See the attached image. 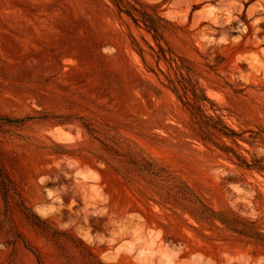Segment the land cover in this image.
<instances>
[{
	"label": "rangeland",
	"instance_id": "obj_1",
	"mask_svg": "<svg viewBox=\"0 0 264 264\" xmlns=\"http://www.w3.org/2000/svg\"><path fill=\"white\" fill-rule=\"evenodd\" d=\"M141 1L242 135L216 143L264 163V0ZM141 35L111 0H0V264H264L233 228L264 231V172L198 136Z\"/></svg>",
	"mask_w": 264,
	"mask_h": 264
},
{
	"label": "trees",
	"instance_id": "obj_2",
	"mask_svg": "<svg viewBox=\"0 0 264 264\" xmlns=\"http://www.w3.org/2000/svg\"><path fill=\"white\" fill-rule=\"evenodd\" d=\"M111 1L116 6L119 14H126L138 28L144 29L153 39L154 44L144 35H141L142 42L132 36L134 48L142 57L147 68L156 75L161 73L167 81H162L163 84L170 88L191 114L197 118L198 136L205 142H211L217 145L221 150L229 154L230 158H236L238 160V165L247 169H255L263 173L264 163L261 160L257 159L255 156L249 159L246 155L238 152L233 146L225 142L219 144L214 140V136L219 138L227 137L240 148L241 145L238 143L237 139L241 138L242 135L227 125L220 114H211L207 112L206 103H210L214 111H216L217 108H214L215 103L207 95L206 89L200 85L196 73L192 68V62L185 57L177 55L171 48H166L161 43V40H164V33L168 29L169 21L160 14L157 7L141 0ZM147 54L155 60L156 68L146 63ZM161 62H164L166 69L161 67ZM259 139L264 144V138L260 136ZM0 182L2 184L4 196L8 199L7 185L1 164ZM186 188L190 192V187L186 185ZM212 212L216 213L214 210H212ZM224 222L228 221L224 220ZM236 223L237 219L230 221V224ZM253 226L254 222L247 221L244 227L240 228L235 225L233 228L241 234L254 238L259 244L264 245V231L257 230Z\"/></svg>",
	"mask_w": 264,
	"mask_h": 264
},
{
	"label": "bare ground",
	"instance_id": "obj_3",
	"mask_svg": "<svg viewBox=\"0 0 264 264\" xmlns=\"http://www.w3.org/2000/svg\"><path fill=\"white\" fill-rule=\"evenodd\" d=\"M54 131V130H53ZM58 134V133H57ZM60 136V135H59Z\"/></svg>",
	"mask_w": 264,
	"mask_h": 264
}]
</instances>
